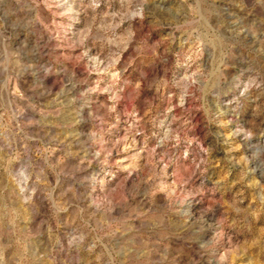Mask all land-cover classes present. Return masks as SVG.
I'll return each mask as SVG.
<instances>
[{
  "label": "clouds",
  "instance_id": "clouds-1",
  "mask_svg": "<svg viewBox=\"0 0 264 264\" xmlns=\"http://www.w3.org/2000/svg\"><path fill=\"white\" fill-rule=\"evenodd\" d=\"M0 264H264V0H0Z\"/></svg>",
  "mask_w": 264,
  "mask_h": 264
}]
</instances>
